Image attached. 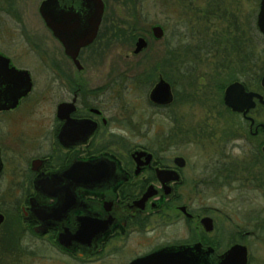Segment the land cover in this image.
<instances>
[{
    "label": "flooded vegetation",
    "instance_id": "1",
    "mask_svg": "<svg viewBox=\"0 0 264 264\" xmlns=\"http://www.w3.org/2000/svg\"><path fill=\"white\" fill-rule=\"evenodd\" d=\"M26 1L2 0L0 4V184L7 186L9 197L7 207L0 208V239L6 238V252L15 256V263L38 257L48 264H167L166 258L161 262L147 258L167 248L196 245L220 256L240 244L225 242L213 216L219 208L214 206L212 212L204 201L210 190L216 193L236 183L264 194V121L252 115L264 105L254 99L255 107L244 116L223 103L225 89L234 82L264 97V75L255 90L248 81H232L221 98L228 112L225 117L241 120L240 140L256 142L243 148L244 157L233 155L232 125L216 139L211 156L204 154L205 162L192 163L185 154L173 155L172 132L163 135L158 145H129L114 129L135 131L144 123L135 125L125 114L121 97L128 80L125 72L86 65L87 50L101 34H117L112 25H105V1L96 39L80 50L78 64L65 54L42 19L39 8L44 0L34 17L38 31L29 27L26 13L31 8ZM153 27L150 34L138 35L136 42L146 41L142 53L148 48L146 35L156 41L167 39L165 76L158 74L156 81L152 74L137 72L132 84L150 88L149 105L164 111L177 96L167 75L172 68L173 34L159 26L163 37L157 40ZM40 33L49 34L56 49H47ZM209 48L200 54L216 59L220 69L223 50ZM249 68L244 75L251 77ZM181 71L183 78L191 76L187 66ZM160 78L170 85L173 100L169 105L149 99ZM253 234L247 231L245 237ZM196 263L203 264L199 258Z\"/></svg>",
    "mask_w": 264,
    "mask_h": 264
},
{
    "label": "rangeland",
    "instance_id": "2",
    "mask_svg": "<svg viewBox=\"0 0 264 264\" xmlns=\"http://www.w3.org/2000/svg\"><path fill=\"white\" fill-rule=\"evenodd\" d=\"M26 1V0H25ZM107 9L105 14V25H112L115 29L114 37L107 34H101L96 43L87 50L90 55L86 65L98 67L99 70L109 72L124 71L125 86L121 94L122 103L127 109L125 114L132 117V122L144 123L135 131L128 128H122L115 133L122 135L129 145H158L163 135L172 132L173 155L185 154L189 162H205V156L210 155L216 147V139L221 136V132L228 125H232L236 138L231 145H235L233 155L244 157V147L255 145L248 144L245 140H240L241 129L238 125L240 119L225 117L228 112L221 104V98L224 87L234 80L248 81L251 83L252 90L259 85V78L264 75V37L262 35L253 36L247 28L248 19L255 20L258 13L260 0H104ZM31 8H28L27 18L29 27L37 30L36 19L37 7L41 0H27ZM219 3L226 11L224 19L212 18L206 16L205 11L212 3ZM2 0H0V4ZM33 8V10H32ZM232 15V16H231ZM234 19L240 23L241 31L246 33L245 38L251 42L253 50L252 59L256 61L251 73V77L245 76L244 69L239 73L238 58L232 53L229 59L232 60L231 70L217 69L216 59L204 54L181 56L178 60L172 57L176 66L170 68L167 75L173 82L177 91L173 105L169 110H154L148 103L149 89L134 86L133 77L137 72L155 76L166 73L161 70V65L165 60L166 41H156L150 35L145 38L148 42V48L134 55L136 37L148 32L153 26H161L168 34L174 29L181 32L183 39L181 45L195 46L196 30L208 28L210 34L231 39L235 35L231 23ZM38 31V30H37ZM38 33V32H37ZM230 33V34H229ZM237 33V32H236ZM221 35V36H220ZM44 37L42 40L45 47L49 50L56 49L55 43L49 34H39ZM173 37V35H172ZM177 42L172 40L173 48L178 46ZM55 45V46H54ZM224 47V46H223ZM252 52V51H251ZM228 59V58H227ZM184 61V62H182ZM182 62V63H181ZM236 62V64L234 63ZM29 65H34L30 62ZM180 66V70L177 68ZM187 66L191 76L185 79L181 76V67ZM234 67V68H232ZM248 67V66H247ZM217 79L218 84H215ZM131 85V87L128 88ZM224 86L219 90L218 86ZM254 85V87H253ZM135 115V118H134ZM259 121H264V107H257L252 113ZM232 120V121H231ZM142 121V122H141ZM137 129L140 133L137 132ZM247 134V129L242 128ZM210 134H213L209 137ZM182 136L183 140H181ZM156 143V144H155ZM185 147V148H184ZM206 151L207 153H204ZM208 156V157H210ZM212 190L205 194L204 205L213 212L217 205L219 212L215 211L214 219L216 225L224 233L225 242L240 243L247 247L249 252L248 264H264V194L257 191L249 185L236 183L229 187H223L219 192ZM7 186L0 184V208H6L5 202H8ZM247 231H253L252 237H245ZM235 238V240H234ZM9 242V240H8ZM10 244V242H9ZM6 238L0 239V264H16L15 256L9 255ZM36 252L37 249L35 248ZM48 264L40 261L38 257L28 259L19 264Z\"/></svg>",
    "mask_w": 264,
    "mask_h": 264
},
{
    "label": "water",
    "instance_id": "3",
    "mask_svg": "<svg viewBox=\"0 0 264 264\" xmlns=\"http://www.w3.org/2000/svg\"><path fill=\"white\" fill-rule=\"evenodd\" d=\"M40 15L53 36L58 39L67 56L78 64L77 57L81 49L90 46L96 39L101 24L104 4L102 0H44L39 8ZM256 27L264 36V0H260L256 16ZM153 37L157 40L163 37V30L159 26L152 29ZM147 43L140 38L135 44L133 53L139 54ZM264 90V76L261 79ZM152 103L169 105L173 96L170 85L162 78L156 83L149 94ZM257 99L264 105V97L253 92H246L239 82L230 84L224 91L223 103L232 112L242 113L244 116L255 107ZM264 154V147L262 149ZM3 217L0 215V224ZM208 219H206L207 225ZM168 259L167 264H197L198 258L203 264H248V251L244 245L235 244L220 256L208 248L196 246L171 247L160 250L147 259L161 262ZM188 262H185V260Z\"/></svg>",
    "mask_w": 264,
    "mask_h": 264
},
{
    "label": "trees",
    "instance_id": "4",
    "mask_svg": "<svg viewBox=\"0 0 264 264\" xmlns=\"http://www.w3.org/2000/svg\"><path fill=\"white\" fill-rule=\"evenodd\" d=\"M206 10L207 11H205V14L207 17L212 16V18H218V19L219 18L220 19L225 18L226 11L222 7V5L217 3V2L210 4V6ZM231 26L234 30L235 35L233 37L231 36V39H225L224 41H223L224 38L221 37L222 41H220L218 39V37H216L217 35L210 34L208 32L207 28H204L202 30V29H199L200 27H198V30H196V41H197V43L194 47L181 45L183 39H181L180 37H182V34H181V32H179L178 29L176 30V28H175L173 31L174 33H172L173 34L172 40L177 42L176 45H178V46L172 48L173 50H172L171 56L172 57L174 56V58L178 60V55L181 51H182L180 53L181 56L183 54H186V53H188L189 55H195V54H200L202 51H204L210 47L209 49H213V50H217V49H221V51L223 50V53L220 52L219 58L217 57L219 59V63H220L221 68H226L229 70L231 69L230 64L232 62H229V59H227V58H229L227 52H229V54L232 53V54H234L235 57L238 58V64H237L238 68L236 69L238 71V73H239V69L245 70L246 66H248V67L250 66L251 70H252V67H254V65L256 63V61L252 59L253 50H251V42L253 45V41L251 40V38L250 39L245 38L246 33L244 31L240 30L241 25L235 19H234V23H231ZM247 28L249 29V32L253 36H258L260 34L257 27H256L254 19H252L251 21L248 19ZM164 40L167 41V39H165V38H164ZM223 44H224V47H223ZM164 56H165V58H164L165 60L163 61L164 65H161V69L163 72H164V69L166 66V62H165L166 61V55H164ZM182 62H184V61H182ZM235 64H236V62H235ZM173 66H176V65L172 61V67ZM177 68L180 70V66ZM162 74L165 76V73H162ZM260 78H259V80H260ZM223 87H224L223 85L220 86L219 90H222Z\"/></svg>",
    "mask_w": 264,
    "mask_h": 264
}]
</instances>
